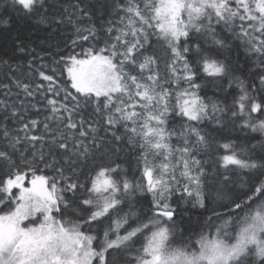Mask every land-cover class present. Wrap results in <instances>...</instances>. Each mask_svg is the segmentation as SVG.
I'll return each instance as SVG.
<instances>
[{
  "label": "snow or ice",
  "instance_id": "1",
  "mask_svg": "<svg viewBox=\"0 0 264 264\" xmlns=\"http://www.w3.org/2000/svg\"><path fill=\"white\" fill-rule=\"evenodd\" d=\"M0 264H264V0H0Z\"/></svg>",
  "mask_w": 264,
  "mask_h": 264
}]
</instances>
